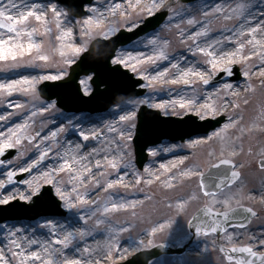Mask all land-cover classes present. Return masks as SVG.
Wrapping results in <instances>:
<instances>
[{
	"label": "snow or ice",
	"instance_id": "6c2138e0",
	"mask_svg": "<svg viewBox=\"0 0 264 264\" xmlns=\"http://www.w3.org/2000/svg\"><path fill=\"white\" fill-rule=\"evenodd\" d=\"M166 5L168 11L173 13V16L169 17L170 20L174 16L180 15V12L176 8L167 4V0H148L147 3H143V0H120V2L112 0L111 3L102 4L99 7L90 6L88 9L90 14L80 20H76L74 17L69 19L68 14L58 9L55 4L46 6L34 2L29 3L28 0H0V73L18 72L21 68L25 67L38 70V74L34 76L21 73L15 78H0V103L6 102L8 107L23 109L25 107L24 103L7 100V97H11L14 93L30 96L32 101H40L41 97L37 85L44 80H60L67 74L63 69L57 71L55 74L44 71L50 66V63L55 62L53 61L54 53L58 52L62 58L59 63L70 66L75 63V57L86 51L89 43L96 37L106 39L122 28L132 31L139 27V18L142 15L152 16L156 11L164 9ZM229 10L233 15H225L224 19L229 20L235 17L242 21L227 29L231 33L229 35L210 36V29L207 25L211 21L207 20L196 31L180 29L179 34L182 42L185 40L193 41L188 46V51L192 53L193 57L201 54L203 57L202 61L189 60L187 57H183L182 63L181 60L170 57L167 51L169 41L162 39L159 35H153L147 39V45L152 46L151 54L137 52L133 56L131 52H128L126 55L121 53L113 58V63L131 67L133 72H136L138 76L148 82L141 85L142 87L155 89L157 84L161 86L183 85L179 89H169V91L176 92L174 98L150 104L151 107L164 110L166 115H180L181 112H168L169 108L176 109L177 107L184 112H195L201 119L210 115H219L223 111L224 106L229 103L225 100L223 104L218 106L217 100L219 99L220 88L215 89L214 92H205L203 97L199 94L200 85L208 86L217 70L223 69L231 74L232 64L245 63L247 65L251 57L256 56L260 61L259 75L264 77V21H260L255 25L251 24L250 18H252V13L250 5L246 0L237 3L234 8H230ZM223 11L224 9L216 7L205 11L203 15L207 17L210 12ZM49 13H51V16ZM183 22V19H181L180 23ZM53 23L57 31L54 39L55 41H59V46H56L51 38V25ZM187 23L189 25L201 24L195 17L191 16L188 18ZM77 25H79L78 33L75 31ZM176 27L179 28V24ZM246 34H249L250 38L242 39ZM76 36L87 37V39H83L82 42L77 43L75 40ZM37 37H44V39H37ZM201 37L204 39L201 40ZM225 41H235V46L231 47L230 50H226ZM46 44L47 47L45 46ZM246 45L251 46L247 54L244 52ZM131 61H134V63H130ZM162 61H169V63L161 67L159 62ZM143 64L154 65L156 67L138 70L137 65ZM202 65H208L210 70L209 68H204ZM250 67L251 65L245 67L243 71L244 76H250ZM172 69L175 71H171ZM222 87L231 89L232 85L224 84ZM252 90L254 91V89ZM189 92L192 95H188ZM214 96L216 99H214ZM247 102V100L244 101V103ZM129 103L149 104L150 102L147 99H142L130 101ZM234 106L239 107V104H234ZM32 107L35 110L31 111L30 115L21 123L7 126L6 130L0 129V165L13 164L12 159H2L8 149H18L16 159L25 155L23 142L27 140L29 143H32L36 140L37 136H40L39 132L32 135L31 124L34 122L31 121V117H35L37 112H47L49 107H54V105L41 103L37 107L33 103ZM12 115L13 113L11 112L0 114V121L7 122ZM135 115V110L129 111L120 116V121H129ZM237 123L236 119L229 117L228 122L219 131H213L205 139L211 141L213 138H218L222 145L221 155H223V150L227 149L230 156H236L238 153L233 139L228 135V129L235 128ZM134 126L132 125V127ZM257 127L259 125L253 123L250 128H243L241 131L250 132L253 128ZM62 130L60 129L59 131ZM108 131L116 132L117 129L109 125ZM80 135L86 141L90 136L99 140L102 134H98L95 131L90 133L81 131ZM56 136L57 132H51L52 144L41 147L43 142L49 139L47 135L43 136L40 143L34 145L38 154L27 160H23L19 165L13 166L11 170H8L6 172V179H0V190L4 189L6 185L14 183V177L17 175V172H27L30 178L23 180L22 183L27 184L31 191L28 194L20 193L19 199L30 200L33 195L40 191L41 182L53 185L57 196L64 202L66 208L86 210L87 214L80 216V219L85 224L88 223L89 219L95 217L97 213L107 216L111 211L134 208L136 206L137 201H118L111 193L105 198L103 203H101L98 196L96 199H92L93 192L89 188V185L104 192H108L109 189H114L118 185L128 186L125 184V177L128 173H121V167L123 166L124 169H127L130 167V162L125 163L124 157L126 154L120 150L119 144H117V148L115 149L116 154H111L113 150L110 146H106L105 149L93 147L91 153H83L80 151L83 145L79 143L74 146L70 145L68 148L57 151L54 154L56 157V164L54 166L42 167L43 162L48 159L49 153L53 152V147L59 145V141L55 139ZM119 137L121 140L131 139V133L120 130ZM237 139L239 138L237 137ZM200 142L197 140L193 141L192 144L195 145ZM240 150L242 151V149ZM101 151H105L106 154L102 159L97 158L92 163L89 157L92 154L99 156ZM164 151H167V149H164ZM152 155H156V152L153 151ZM185 159L186 157H179L175 162L161 163L160 168L165 172H169L177 164H183ZM220 165L234 166V162L231 158H224L217 165H214V167L219 168ZM260 167L264 169V152H262ZM93 168L97 169V171L93 172ZM109 168L117 170L118 174L115 178H110V173H108ZM197 168L198 166L193 165L179 172V176L181 177L199 176L200 180L198 183L199 191H193L189 193L187 198H183L176 205L177 210L179 212L186 211L187 206L191 202L199 200L202 193L205 203L201 209H197V214L192 216L189 226L194 227L197 235L207 236L218 231L223 233L222 239L227 243L221 244L218 250L223 254V259L227 264H232L233 261L235 264H264V235L252 237L255 241V247L251 243L237 246L233 243L235 233H229L227 228L224 227L230 219L240 215L241 211L249 213L251 216L256 215V212L251 207H245L240 203L239 199H236L238 193L231 191L224 193L222 191L224 187L239 178V171L232 170L230 176L225 175L220 183L212 188L205 183L204 173L198 172ZM33 169H39V171L33 175ZM144 172L148 173L149 177L154 176L155 179H159V176L152 172L150 168H145ZM60 173L67 174L66 183L71 185L70 189L64 186V179L57 178ZM2 175L5 174L0 173V176ZM135 177L137 184L141 180H144V177L138 173H135ZM173 178L175 176L170 177V179ZM145 182L151 184L153 180L149 178ZM165 184L167 187H172L171 183L167 181ZM80 189H83V191ZM18 192L19 190L17 189L5 195L3 191H0V204H7L9 201L16 199ZM73 193L75 194L74 196L72 195ZM234 199L236 201L235 206L232 203ZM218 204L222 206V211L216 208ZM169 206L171 207V205ZM201 211L203 216L209 217L210 222H205L202 216L199 215ZM244 219H247V217ZM171 223V220H167L158 227H153L150 235L155 236L158 231L169 227ZM101 224L108 225L105 230L109 233V240L105 246L106 254L104 258L111 259L113 249L115 248L119 251L117 236L112 235V233L118 234L129 229L125 227H113L109 220L101 218L95 220V227L93 228L73 227L71 231H67L63 225H58L56 222L49 220L44 226L50 229L51 239L42 241L29 239L28 237H18L17 233L19 230H10L8 232L7 251L11 252L12 257L19 258L18 264H36L37 261L39 264H101L100 260L93 258V253L96 252V249L88 245L81 248L76 243L77 240L83 241L85 237L91 235ZM245 226L243 222L235 225V227L240 228ZM22 241L24 242L23 244ZM144 243V240L139 241V245H144ZM147 243L152 244L153 241L149 240ZM229 244L232 245L230 248L228 247ZM32 245H39V250H31ZM70 246L79 255H69L67 250ZM133 246L138 247L135 244ZM16 249L19 251H16ZM123 251L124 254H127L129 249L125 248ZM233 253H246L247 258L234 256ZM123 258L124 256L122 255L120 259ZM0 264H11L10 259L6 257L4 248H0Z\"/></svg>",
	"mask_w": 264,
	"mask_h": 264
},
{
	"label": "rangeland",
	"instance_id": "374dc122",
	"mask_svg": "<svg viewBox=\"0 0 264 264\" xmlns=\"http://www.w3.org/2000/svg\"><path fill=\"white\" fill-rule=\"evenodd\" d=\"M44 1H46L47 4L49 5L55 4L58 7V9L68 14L69 19H72V17L69 15L67 10L61 5L57 4L53 0H44ZM217 1L220 0H200L197 2L184 4L178 2L177 0H171V3L169 5H172L174 8H176L177 11L180 12V15H176L173 17V19L170 20L169 17L173 16V13L169 12L168 8L164 9V11H167V17L165 18L161 26H159L155 31L149 32L148 34L140 37L131 44L123 48H119L116 51L115 56L121 53L127 54L128 52H131L133 54L134 51L136 53L144 52L145 54H151L152 46L147 45V39L153 35H159L162 39H166L169 41V45L167 47L169 56L173 55L177 58L183 53H189L188 46L191 45L193 41L189 42L188 40H185L184 42H182L181 40H179L176 30L180 32V29H187V26L189 25L187 23V20L190 16L195 17L197 21L201 22V24L196 25L197 27L198 26L200 27L203 24V22L206 20L211 21V23L208 24L207 26L210 29V36L212 37H215L214 32L220 26L227 25L231 23L233 20H236L235 17L229 20L224 19L225 15H233L231 14V11L229 9H225L223 12H210L209 16L205 17L203 15L205 11H208L209 9L216 7L222 8L221 5L216 4ZM255 1L256 0H246V2L249 5ZM95 2H97V0H92L91 5L85 6L84 10L86 12V15L90 14L88 9L90 6H95L94 5ZM111 2L112 0H99V5L107 4ZM116 2H120V1L116 0ZM225 2H231L230 6L231 8H234L237 3L243 2V0H225ZM161 10H158L156 12H159ZM49 15L51 16V13H49ZM146 16L148 15L144 14L139 18L140 23L143 21V19ZM82 18L83 17L79 19L76 18L75 19L80 20ZM181 19H183L184 21L183 23H180ZM177 24H179V28L176 27ZM51 27H52L51 38L53 42L56 44V46H59L57 44L59 41H55L54 39L55 35H57L55 24L53 23ZM75 31L77 33L79 32V25L76 26ZM37 38L44 39V37H37ZM83 39H87V37H79V36L75 37L77 43L82 42ZM225 45L229 50L232 47L228 42H225ZM45 46L47 47V44ZM244 52L245 54L248 53V51L246 50H244ZM200 55L201 54L195 56L194 59L196 61H202L201 57H199ZM78 57L79 56L75 57V60ZM61 59L62 58L59 57L58 52L54 53L53 61L55 62L50 63V66L44 71L53 69L55 74L57 71L63 69L67 73V68L69 65H64L62 63H59ZM130 63H134V61H131ZM160 63L161 62H159V65ZM259 63L260 61L256 56L250 59L247 62V65L245 63H234L232 65L237 66L241 73L240 81L221 83L218 85H213L211 87L200 85L199 88V94L201 95V97L204 96L205 92H214L215 89L220 88L219 99L217 100L218 106L223 104L225 100L229 102L227 105L224 106L223 111H221L219 115H215V116L210 115L207 116L206 118L213 119L217 116H225L226 119L225 122L214 131H219V129H221L223 125L228 122L229 117H232L233 119H236L238 121L237 126L235 128L228 129V135L233 139L234 143L238 144V147L236 148L238 154L236 156H230L229 150L227 149L223 150V155H221L222 145L219 139L213 138V140L211 141L205 139L207 136H210L213 133V131H211L205 136L192 137L191 139L185 140L183 143H171L168 140H164L160 144L154 147H150L147 150L148 160L144 165V168L142 169V171H137L134 164L133 148L131 143L135 130V126L132 127V125L136 124V115L129 121H120L121 115H124L132 110H135L137 114V110L139 106L145 105L150 109L158 110L163 116L182 117L185 114L187 115L192 114L197 116L200 120L206 119V118L201 119L200 116H198L195 112H184L178 107L176 109L169 108L168 112L169 113L173 111L181 112L180 115H172V114L166 115L164 110L151 107L150 104L158 103L157 102L159 101L158 98L163 94L168 93L170 94L169 96H171V99L174 98L176 96V92L169 91V89H179L183 87V85H171L165 87V86H161L160 84H157L155 89L142 87L143 89H145V94L143 96L123 101L118 106L111 107L108 111L102 113L101 116H99L98 123L95 125V128L97 130H94L93 128V130L96 133L102 134L100 136V139L97 140L90 136L89 139L86 141L80 135V132L83 131L86 133H90L93 132V130L92 129L88 130L86 128L82 129V126L86 121L82 120L81 116L80 117L68 116L66 113L62 112L60 109L55 107L54 101H45L42 99H40V101H32V98L30 96H25L21 93H14L13 96L17 97L19 102L24 103L25 107L23 109H15L14 111H12L11 113H13V115L8 120H13L15 117L20 116L22 113L26 112L27 110H32L31 108H33L32 107L33 103H35L37 107H39L41 103L47 105H54V107H49V110L47 112L42 113L40 117L37 118L31 117V121L34 122L31 124L32 135H35L36 132H39L40 136H37L36 140L33 141L32 143H29L27 140H25L23 142L25 155L23 157H20L19 159H16V155H15L11 159L13 160V164H15V163H21L23 160H27L37 155L38 153L34 145L36 143H40L42 137L45 135H47L49 139L44 141L41 147H43L44 145H51L52 144L51 132H57V136L55 137V139L59 141V145L53 147V152L49 153L48 159L45 161L42 167L54 166L56 164V157L54 154L57 151H62L64 148L65 149L67 148V146L64 143L68 137L70 138L69 134L74 136L71 138V140H75L79 144L83 145V147L81 148V152L84 153L85 150L87 151L89 149H92L93 147L104 149L103 148L104 144L106 143L108 138H110L112 135V132L108 131V126L111 122H115L113 127L117 129L114 135L119 136L120 130H124L126 132L131 133V139L121 140L120 137H117V139L113 140L115 142L112 141L110 144L107 145L110 146L111 148H114L115 150L117 148V144H119L120 150L126 154L124 160L125 163L130 162V167L124 169L122 166L121 172L128 173V175L125 177V184H127L128 186L125 187L123 185H118L116 186V188L109 189L108 192H104L99 189H95L92 185H89V188L92 190V192L98 191V197L101 203H103L105 198H107L110 193L113 194V196H115L114 198H117L119 201L121 198L122 199L124 198V201H126L132 195H135V197L137 196V198H135L136 200L134 201H137L138 203L134 208L114 210L109 212L107 216H104L103 218L109 220L113 227L120 228L122 225H124L122 227L128 228L129 230L126 231V233H124L122 237L127 241L130 238L134 239V243L127 247L129 251L127 254H125L123 259H120L121 256L119 257V255L121 254L120 250L116 251L115 248L113 249L112 252V258L105 259L104 257L106 254V247L101 249V253H102L101 258H103L101 264H112V263L125 261L134 252L141 250L143 248L150 247L158 242H163L165 244H173V245H180L181 243L185 242L188 238L186 223L190 219V217L195 213L198 207H200V204L205 203V198H203L201 193V198L199 200L191 202L187 206L186 211L179 212L176 208V205L180 203L183 198H187L189 193L193 191H199L198 188L199 176L181 177L179 176V172L193 165L198 166L197 168L198 172H204L209 165L224 158H231L234 162L236 169L240 172V178L233 186L223 190V192L228 193L229 191H231L233 193H238L236 199H239L241 204L246 203L252 206V208H254L260 213V216L254 219L250 223V225L244 230L233 228L227 231L229 233H235L233 240L234 244L247 245L251 243L253 247H255V241L252 239V237L254 236L260 237L264 235V169L260 170L257 167V163H256V161L259 158H262V152H264V77L260 76L259 73L256 72V68H255V65ZM111 64L112 65L115 64L113 63V59L111 60ZM248 65H251V67L249 68L251 74L250 76H244L243 71L245 70V67ZM122 66L124 65H121V67ZM205 66L206 68H209L208 65ZM154 67L156 66L149 64L137 65L138 70L141 68L150 69ZM125 68L131 71V73L136 78L140 80L142 79L140 76L137 75L136 72L132 71L131 67H125ZM22 69H32L37 71L35 75L38 74V70L33 68L25 67V68H21L20 70ZM173 70L174 69H172L171 71ZM220 70L221 69L217 70L216 72ZM12 74L13 72L0 73V76L7 75L9 77ZM90 78L91 75H89L88 77H82L79 80L82 92L86 95H88L91 92V86L89 85ZM43 82H53V81L44 80L41 81L39 84ZM146 83L148 82H144L143 84ZM224 84H231L232 88L225 89L222 87ZM250 85L251 87H249ZM252 89H254V91ZM188 95H192V93L189 92ZM11 97H7V100H10ZM142 99H147L149 100L150 103L149 104L129 103L130 101H139ZM214 99H216L215 96ZM245 100H247L248 102L244 103ZM237 103L239 104V107L234 106V104ZM5 104L6 102L0 103V108ZM104 119L108 121L106 127L99 129V123L104 121ZM248 120H252L253 123H256L257 125H259V127L253 128L252 131L250 132L249 131L242 132L241 129L250 128L252 126V125H248ZM60 129L63 130L59 131ZM79 130L80 132H78ZM237 137L239 139H237ZM195 139L201 140L202 145H193L192 142ZM100 141L101 143L99 144ZM162 144L167 145L166 148L164 149H167V153L170 154L171 156L186 157V159L184 160L185 163L183 162L184 164L176 168L173 174L167 177V182L171 183V185H174V187H168V190L166 192L159 191L160 189L163 190L160 186H166L164 182L165 180L164 178L157 180L153 176V178L151 177L153 182L151 184H147L145 180H147L150 177L148 173L144 172L145 168H150L152 172L156 173V175L158 176L162 175L160 171H155V168H160L161 162L163 161L161 156L165 153V151L161 147ZM240 149H242V151ZM249 149H251V151H249ZM153 151L156 152V155H152ZM93 160L94 158L91 157L92 162ZM38 171L39 169L33 172V174L35 175ZM108 173H110V176H112L116 174V171L114 169L109 168ZM135 173H138L139 175L144 177V180H141L139 184L136 183ZM17 174H19V172H17ZM173 176H175V178L170 179V177ZM29 178L30 176L26 177V179ZM57 178L64 179L65 180L64 186L68 189L71 188V185H68L66 183L67 181L66 173H60ZM98 178L102 179L101 177ZM4 179H6V177ZM41 185L43 186L49 184H43V182H41ZM49 186L52 187L54 195L57 197V199L60 200L59 196H57L56 194L53 185H49ZM81 191H83V189H81ZM175 193L177 194L174 195ZM72 195L74 196L75 194L73 193ZM163 196H168L169 201H164L162 199ZM30 200H24V201L28 202ZM60 202H61V207L65 211V218L58 219L62 224L66 223L67 221L75 220L81 224L82 226L81 228H93L95 227V220L99 218L100 215H102L101 213H97L95 217L89 219L88 223L85 224L83 220L80 219V216L86 215L87 214L86 210H80L76 208L68 209L64 206L63 201L60 200ZM232 203L233 206H235L236 203L235 199L232 201ZM169 205H171V207ZM216 208L223 210L222 206L219 204L216 205ZM43 220L44 219H39L29 224L24 222V223H20L19 225L21 226L22 224L23 227L30 229L31 232L34 231V233L38 235H42L41 231H45L48 228L45 227L44 226L45 224L42 223ZM167 220L172 221L169 227H165L162 231H158L155 234V236L150 235L151 229L153 227H158L160 224L165 223ZM11 224L12 223H5L0 225V246L3 245L2 248H4L6 257L10 259L11 264H16L15 258L12 257L11 252L7 251V247H6V237L8 232L12 229ZM105 226L106 228L108 227L107 224H105ZM112 235H115V233H112ZM140 240L145 241L144 245H139ZM149 240H152L153 243L148 244L147 242ZM214 241L215 238L213 237V235L207 237H201V239H199L198 242L194 244L193 247L189 249L188 252L182 257H175V258L161 257L159 259L153 260L150 264H227L224 262V260L218 257L216 248L214 247V243H213ZM222 242L227 243L223 239ZM134 244L138 245V247L133 246ZM228 246H232V245L229 244Z\"/></svg>",
	"mask_w": 264,
	"mask_h": 264
},
{
	"label": "water",
	"instance_id": "95a60500",
	"mask_svg": "<svg viewBox=\"0 0 264 264\" xmlns=\"http://www.w3.org/2000/svg\"><path fill=\"white\" fill-rule=\"evenodd\" d=\"M63 5L67 7V9L73 13V15L79 17L83 15L82 8L85 4H88L90 0H58ZM183 2L193 1V0H180ZM166 16V12L158 13L154 17L149 18L145 21V25L140 27L139 31L132 33H125L120 31L118 38L116 37L110 43L105 41L96 40L92 43L90 50L85 53L80 61L71 67L69 77L62 82L54 83L52 85L44 84L39 88L40 94L42 97L46 99L56 98L57 105L63 108L66 111H89L91 113L100 112V110L106 109L112 104L119 102L121 99L128 96V93L124 90L128 87V83L125 82L123 77V73L117 70L115 67L109 66V59L113 55L115 49L119 45H124L129 41L133 40L138 35L146 32L150 29H155L158 25H160ZM233 71L231 74L228 72H222L217 75L212 81L219 82L221 80H236L239 75L237 73V69L235 67H231ZM90 72L94 73V77L91 80V84L93 86V92L89 97H83L79 92V86L77 84V80L80 75H87ZM228 75V76H227ZM231 75V76H230ZM104 85L105 88L101 89V86ZM51 87V89H49ZM53 88V91H52ZM131 93H129L130 95ZM145 114H154L159 117L158 113H153L152 111H148L145 107H141L138 114V124L136 129V134L133 140L135 147V162L139 169L143 167V164L146 161V149L148 146L155 145L159 143L163 138H170L172 141L177 139L183 140L186 137H190L192 134L183 135L180 138L172 137L167 134L161 135H150L146 134L147 132V121ZM193 119L196 120L194 117ZM224 121L223 117L217 118L216 120H207L205 122L209 123L204 129L198 131L199 133H207L210 129H214L219 126ZM204 124V123H203ZM16 151L9 150L5 152V155L2 159L6 160L9 157L13 156ZM260 164V162H259ZM217 165V164H216ZM233 166L231 165H220L219 168L211 167L209 171L204 175V181L209 186L214 188L216 184H219L221 179L228 175L230 176L231 170ZM35 170V169H33ZM29 174V173H27ZM26 175H22L14 178V183H18L21 181L23 177ZM13 183V184H14ZM232 184V183H231ZM11 185V184H10ZM230 185V184H229ZM44 190H49L44 188ZM53 206V205H52ZM43 215L41 212H37L31 216L21 215L16 217L17 219L28 218L35 219L39 216ZM205 222H210L209 217L203 216L202 211L199 213ZM63 216V214H61ZM247 217V219H244ZM250 214L241 211L240 215L229 220L228 223L224 225L225 228L230 226L237 225L241 222L246 223L249 220ZM13 219L11 214H7L5 216L0 217V222H3L7 219ZM195 223V222H194ZM190 232L193 234L195 232L194 227H190ZM221 232H217L216 234H220ZM186 245L182 247V249L171 250L168 247L157 246L149 251H141L137 254L133 255L129 260L125 263L121 264H147L151 259L156 258L162 254H181ZM244 257L247 258V254H244Z\"/></svg>",
	"mask_w": 264,
	"mask_h": 264
},
{
	"label": "bare ground",
	"instance_id": "6f19581e",
	"mask_svg": "<svg viewBox=\"0 0 264 264\" xmlns=\"http://www.w3.org/2000/svg\"><path fill=\"white\" fill-rule=\"evenodd\" d=\"M120 1V0H119ZM29 3H38V4H42V5H49L47 4L46 1L44 0H28ZM148 0H143V3H147ZM171 3V0H167V4H170ZM230 3L231 2H225V0H220V1H217L216 4L217 5H221L222 6V9H230L231 6H230ZM96 7H99V0H97V2H95L94 4ZM167 8V5L164 9ZM250 11L252 13V18H250V22L252 25H255L256 23H259L260 21H264V1H261V0H256L255 2H252L250 4ZM232 14V13H231ZM242 21H240L239 19L236 18V20H233L231 23L227 24V25H223V26H220L215 32H214V35L215 37L217 36H220V35H229L231 34L230 32L227 31V29L229 28H232L233 25H237L239 23H241ZM199 28V26L197 27L196 25H188L187 26V30L188 31H196L197 29ZM176 33H177V36L179 38V40L182 41V38L179 34V31L176 30ZM258 35V38H259V33L257 34ZM250 38V35L249 34H246L245 37H243L242 39H249ZM38 39V38H37ZM201 40H203L204 38L201 37L200 38ZM189 42H192V40H188ZM225 42H228V41H225ZM224 42V43H225ZM230 44V46L234 47V44H235V41H232V42H228ZM59 45V42L57 43ZM251 48L250 45L246 46L245 47V50L246 51H249V49ZM226 50H229L228 48H226ZM189 52V51H188ZM136 52L134 51L133 53V56H135ZM126 55V54H125ZM199 54H197L196 56H198ZM60 57V56H59ZM170 57H175L173 55H171ZM183 57H187L189 60H195L194 57L192 56V53L189 52V53H183L182 55H180L179 57H175L176 59L178 60H181L182 63H183ZM199 57H201V59H203V57L200 55ZM254 58V56L251 57V59ZM169 63V61H162L160 63V66L163 67L165 65H167ZM204 68H206L205 65H202ZM255 68H256V72L259 73V68H260V63L259 64H256L255 65ZM151 69V68H150ZM175 71V70H173ZM37 71L35 70H32V69H22L20 71H18V73H15L13 75H11L9 78H15L16 76H18L19 74H24V75H35ZM46 72H49V73H52L54 74V70L53 69H50V70H47ZM4 76H0V78H3ZM144 82H147L144 80ZM165 87L167 86H171V85H164ZM170 94L166 93V94H163L161 95L157 101L158 103L161 102L162 100H168V99H171V96H169ZM10 101H19L17 97H14L12 95V97L10 98ZM16 108H11V107H8L7 103L2 106L0 108V114H7V113H10L12 111H14ZM32 110H27L26 112L22 113L20 116H17L16 118H14L13 120H8L6 123H4V121H0V129H5L6 130V127L7 126H12L13 124L15 123H21L25 118H27L29 115H30V112L35 110L34 108H31ZM42 115V113H39L37 112V115L35 117H32V118H37V117H40ZM107 120L104 119V121L100 122L99 123V129H102L103 127H106V124H107ZM114 123L115 122H111L109 125H112L114 126ZM253 124V121L252 120H248V125H252ZM97 130L95 128V126H91L90 127H87L86 129H92L93 130ZM93 130V131H94ZM80 132V130L78 131ZM115 132L113 133L112 132V135L110 138H108V140L106 141V143L104 144V149L106 148V146L108 144H110L116 137V135H114ZM173 135L177 138H180L183 136L182 133H179V132H175L173 133ZM199 139H195L194 141H197ZM201 141V140H199ZM76 142L75 140H71V139H68L65 141V145L67 146V148L70 146V145H75ZM101 143V141L99 142V144ZM195 145H202V142H200L199 144H195ZM235 145V148L238 147V144L237 143H234ZM240 145V144H239ZM166 144H162L161 147L162 149L166 148ZM65 149V148H64ZM114 150V148H111ZM91 150L92 149H89V150H85L84 153H91ZM81 151V150H80ZM115 151V150H114ZM112 152L111 154H116L115 152ZM106 154L105 151H101L99 156L97 157L96 154H92L89 159L91 160V157L94 158L93 162L95 161V159L97 158H101ZM110 154V155H111ZM162 158V162L161 163H165L167 164L169 161H172V162H175L177 160V158H179L178 156H171L170 154L167 153V151H165V153L161 156ZM185 163V162H184ZM183 163V164H184ZM20 163H15L13 164L12 166L11 165H1L0 166V173H4L5 175H2L0 176V179H4L6 177V172L8 170H11L13 168V166H17L19 165ZM180 165L182 164H177V166L175 168H171L169 172H165L163 169L161 168H155V171H160L162 173L161 176H159V179H165L164 182L167 181V177L169 175H171L176 168H178ZM97 170L93 169V172H96ZM116 171V174L110 176V178H115L117 176V170ZM20 173V172H19ZM122 173V172H121ZM34 175V174H33ZM151 178V177H150ZM153 178V177H152ZM149 179V178H148ZM144 183V182H143ZM145 184V183H144ZM163 190H159L160 192H166L168 190V187L166 186H160ZM172 187H174V185H172ZM28 188V185L27 184H24V183H21L20 185L18 186H12V187H8V188H5V189H2L0 191H3L5 195L9 194L10 192H13L15 190H19V192L16 194V199H19V194L20 193H23V194H28L29 191H31V189H26ZM81 190V189H80ZM98 196V191L97 192H93V195H92V198L96 199ZM115 197V196H114ZM135 198H137V196L135 197V195H132L130 196L126 201H134L136 200ZM168 196H163V200L164 201H169L168 200ZM40 200L42 201H46V198L45 197H40L39 198ZM116 200H118L117 198H115ZM21 200V199H19ZM37 201V200H36ZM119 201V200H118ZM120 201H124V198L120 199ZM99 218L103 219L104 216L103 215H100ZM53 221V222H56L58 225H63L65 230L67 231H71L73 227H76V228H81V224L78 222V221H75V220H71V221H67L66 223L62 224L60 223V220L58 219H44L43 220V224H46L47 221ZM124 226V225H122ZM121 226V227H122ZM11 230L12 231H15V230H19L17 235L18 237H28L29 239H36V240H45V239H51V231L49 228H47V230L45 231H41V234L42 235H38L36 233H34V231L31 232L30 229L28 228H25L23 227V225L21 224V226L19 224H16V223H13L11 224ZM38 229V228H37ZM106 229V226L105 224H101L99 226V228H97L91 235L85 237V239L83 241H80V240H77L76 243L81 247L83 248L85 245H88L90 246L91 248L93 249H96V252L93 253V258L96 259V260H100L101 262L103 261V258H101V249L105 248L108 240H109V234L107 233V231L105 230ZM44 232V234H43ZM124 233H126V231L124 232H120V233H115V235H117L118 239H117V242L119 244V250L121 252V254L119 255L120 256H125L124 254V249L127 248L129 245H132L134 243V239L133 238H130L128 241L126 239H124L122 236L124 235ZM7 243H8V234H7V237H6V247H7ZM24 242L22 241V244ZM3 245L0 246V248H2ZM31 250H39V245H32L31 246ZM70 250V252H69ZM16 251H19L18 249H16ZM68 251V254L69 255H79L78 253H76L74 251V248L72 246L69 247V249L67 250ZM117 251V250H116ZM86 255V254H85ZM18 257H15V261H16V264H18ZM36 264H39V262L37 261Z\"/></svg>",
	"mask_w": 264,
	"mask_h": 264
}]
</instances>
